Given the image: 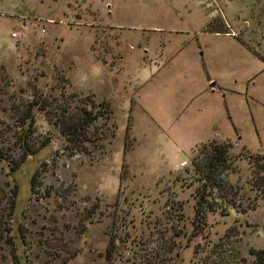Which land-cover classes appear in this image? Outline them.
Returning <instances> with one entry per match:
<instances>
[{
  "label": "rangeland",
  "instance_id": "1",
  "mask_svg": "<svg viewBox=\"0 0 264 264\" xmlns=\"http://www.w3.org/2000/svg\"><path fill=\"white\" fill-rule=\"evenodd\" d=\"M65 101L103 113L80 151ZM207 142L228 144L215 188ZM263 169L264 0H0V264L251 259Z\"/></svg>",
  "mask_w": 264,
  "mask_h": 264
},
{
  "label": "trees",
  "instance_id": "2",
  "mask_svg": "<svg viewBox=\"0 0 264 264\" xmlns=\"http://www.w3.org/2000/svg\"><path fill=\"white\" fill-rule=\"evenodd\" d=\"M56 89V88H55ZM78 96L74 93H70L68 97H65L67 100H75L77 99ZM52 99H55L52 97ZM37 102L34 103L36 105ZM102 106H106V103H100ZM45 107L47 104H43ZM71 104H69L67 101H65L64 106L58 109L56 108L57 114H59V117L57 118V121L54 123L59 130L61 131L60 133L66 138L67 142L71 143V148L74 149V151L78 150L80 151L81 146L87 145L90 142V138H88V135L90 134L89 128L94 124L96 120L102 117L103 113L102 112H97L96 110L93 111L92 103L90 104V109L87 111L84 108L79 107V102L75 103L74 106L70 107ZM42 110V109H40ZM45 110V109H44ZM28 118V117H26ZM30 121L26 122V128L24 130L29 128H34L35 127V121L34 117L31 115L30 116ZM25 120V118H24ZM128 128V127H126ZM125 128V129H126ZM113 135V134H112ZM26 137H28V134H26ZM96 138V137H95ZM47 143V142H46ZM128 143V135L127 133L125 134L124 137V152H125V147L127 148ZM44 146V143H41L42 147ZM39 147V148H40ZM228 144L225 142L221 143H216V142H207L203 145H201L198 148V153L195 158L191 159V165L197 174H201L204 176V184L203 187H213L215 188L217 185L216 179L220 175L221 172H224L225 174H228L229 172L232 171L230 163L227 162L228 156ZM31 154H34L31 153ZM122 166H124V162L122 163ZM15 170V169H13ZM264 172V169H263ZM37 174V171L34 172L31 176L30 180V187H33V181L35 179V176ZM263 182L264 185V175L261 179V183ZM202 194L199 195V200H198V206H202L205 202L204 197L207 195H204V191L201 192ZM207 203V201H206ZM229 205L228 207L231 210H241V207L239 208V205H236V203L233 201H228ZM201 208V207H200ZM198 211V210H197ZM114 243L112 240L106 245L105 248V253H104V260H112L111 256L112 255V248H113ZM250 254L252 255L251 259H245L239 257V254L237 251H232V250H221L218 251V253L215 256L214 262L211 264H264V251L262 250H250ZM154 260H156V256L153 257ZM142 263L145 264H151V259H145L142 261ZM203 264H209L204 261Z\"/></svg>",
  "mask_w": 264,
  "mask_h": 264
},
{
  "label": "built area",
  "instance_id": "3",
  "mask_svg": "<svg viewBox=\"0 0 264 264\" xmlns=\"http://www.w3.org/2000/svg\"><path fill=\"white\" fill-rule=\"evenodd\" d=\"M42 32H43V30H42ZM11 37H15V34H14V33H12V34H11Z\"/></svg>",
  "mask_w": 264,
  "mask_h": 264
}]
</instances>
